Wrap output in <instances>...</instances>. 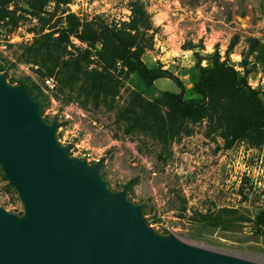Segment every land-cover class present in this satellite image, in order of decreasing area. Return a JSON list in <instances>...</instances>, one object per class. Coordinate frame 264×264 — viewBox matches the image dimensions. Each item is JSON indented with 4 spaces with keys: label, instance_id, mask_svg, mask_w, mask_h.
Returning <instances> with one entry per match:
<instances>
[{
    "label": "rangeland",
    "instance_id": "374dc122",
    "mask_svg": "<svg viewBox=\"0 0 264 264\" xmlns=\"http://www.w3.org/2000/svg\"><path fill=\"white\" fill-rule=\"evenodd\" d=\"M131 1L72 0L61 8L52 24L56 23V29L65 26L69 14L81 23L98 17L108 23L128 21ZM139 1L152 15L157 29L154 46L143 61L149 68L162 67L180 78L186 101L198 98L193 91L196 53L209 55L219 50L226 58L232 40L238 38L230 63L242 75L250 73L248 83L264 102V70L254 64L253 58L244 67L241 56L249 38L264 43V0ZM36 24L27 21L14 32L0 28V67L7 72L0 75L13 87L25 81L41 88L46 99L45 107L39 103L41 116L56 127V140L67 149L68 156L90 167L97 166L108 190L126 192L127 200L140 208L145 226L158 236L264 264V236L256 235L252 224L223 231L192 221L196 213L223 207L240 209L251 217L264 209V146L261 150L250 149L237 142L226 148L215 124L208 120L188 123L185 133L166 146L148 134L127 133L126 124L117 122V110L127 105L130 91L154 102L164 92L181 93V89L167 79L147 87L134 74L122 81L115 101L84 107V98L62 84L58 70L48 76L46 69L23 62L25 47L36 44ZM72 41L88 47L74 38ZM206 64L203 62V66ZM11 79L15 82L10 83ZM48 79L51 87L46 83ZM9 183L1 169L0 208L19 220L30 218L25 203Z\"/></svg>",
    "mask_w": 264,
    "mask_h": 264
},
{
    "label": "trees",
    "instance_id": "16d2710c",
    "mask_svg": "<svg viewBox=\"0 0 264 264\" xmlns=\"http://www.w3.org/2000/svg\"><path fill=\"white\" fill-rule=\"evenodd\" d=\"M71 2L0 0V28L14 32L27 21L37 22L33 32L38 38L36 44L25 47L24 63L46 69L48 76L58 70L62 84L71 93L84 98V107L115 101L122 81L129 80L134 74L147 87L161 79L170 80L181 89V93L167 91L151 102L141 93L130 91L127 105L117 110V122L126 124L127 133L148 134L166 146L185 133L188 123L208 120L215 124L226 148L237 142L246 144L250 149L263 148L264 102L248 83L250 73L246 71L242 75L230 63V55L239 44L238 38L232 40L226 58L219 50L209 55L196 53L193 91L198 98L186 101L183 98L185 87L180 78L162 67L149 68L143 61L146 52L154 46L157 29L152 15L141 1L130 2L128 21L108 23L98 17L81 23L78 17L69 14L63 22L65 26L56 29V23H52L58 12ZM46 30L49 32L46 33ZM72 38L88 47L77 46ZM241 56L244 67L253 58L254 64L264 70V43L261 40L249 38L247 50ZM203 62L207 63L206 66ZM0 72L6 71L0 67ZM14 82L11 79L10 83ZM19 84L36 102L46 106V99L38 85L25 81ZM9 186L14 190L10 183ZM129 188L130 185L126 187L128 191ZM192 221L196 225L223 231L252 224L256 235L264 236V209L251 217L240 209L223 207L196 213Z\"/></svg>",
    "mask_w": 264,
    "mask_h": 264
},
{
    "label": "water",
    "instance_id": "95a60500",
    "mask_svg": "<svg viewBox=\"0 0 264 264\" xmlns=\"http://www.w3.org/2000/svg\"><path fill=\"white\" fill-rule=\"evenodd\" d=\"M0 167L30 218L0 208V264H255L166 239L97 166L71 159L23 86L0 75Z\"/></svg>",
    "mask_w": 264,
    "mask_h": 264
},
{
    "label": "built area",
    "instance_id": "2783aa9c",
    "mask_svg": "<svg viewBox=\"0 0 264 264\" xmlns=\"http://www.w3.org/2000/svg\"><path fill=\"white\" fill-rule=\"evenodd\" d=\"M46 83H47V85L49 86V87H51L50 85H51V80H46Z\"/></svg>",
    "mask_w": 264,
    "mask_h": 264
}]
</instances>
